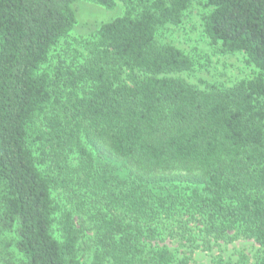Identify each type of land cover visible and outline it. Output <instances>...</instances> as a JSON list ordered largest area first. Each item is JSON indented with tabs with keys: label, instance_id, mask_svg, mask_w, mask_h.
Here are the masks:
<instances>
[{
	"label": "trees",
	"instance_id": "16d2710c",
	"mask_svg": "<svg viewBox=\"0 0 264 264\" xmlns=\"http://www.w3.org/2000/svg\"><path fill=\"white\" fill-rule=\"evenodd\" d=\"M81 1L0 0L1 263L194 264L167 242L251 239L264 264V0H91L126 10L62 51ZM195 2L254 76L185 79L166 32Z\"/></svg>",
	"mask_w": 264,
	"mask_h": 264
},
{
	"label": "rangeland",
	"instance_id": "374dc122",
	"mask_svg": "<svg viewBox=\"0 0 264 264\" xmlns=\"http://www.w3.org/2000/svg\"><path fill=\"white\" fill-rule=\"evenodd\" d=\"M135 4L138 0H132ZM78 22L70 36L62 42L60 49L83 46L84 42L92 40L101 24L112 21L125 13L126 6L120 1L116 10L108 11L91 0H82L76 7ZM208 12L205 5L195 2L187 11L183 24L171 27L166 32L168 41L180 49L192 54L198 62L197 69L184 75L190 83L205 87L206 84H225L232 86L243 79L250 78L257 72L249 66L243 54H225L218 45L212 44L203 33L202 18ZM167 244L176 250L181 257H187L194 264H216L218 259L225 262L255 264V258L260 247L251 239H238L233 243L212 244V248L204 249L199 241V248L188 244H177L168 241ZM245 257V258H243ZM0 264L1 261H0Z\"/></svg>",
	"mask_w": 264,
	"mask_h": 264
}]
</instances>
